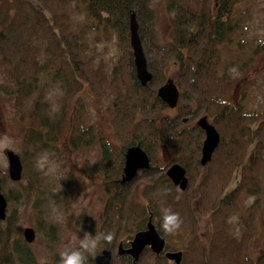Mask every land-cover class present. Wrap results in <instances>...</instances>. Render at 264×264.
<instances>
[{
  "label": "trees",
  "instance_id": "1",
  "mask_svg": "<svg viewBox=\"0 0 264 264\" xmlns=\"http://www.w3.org/2000/svg\"><path fill=\"white\" fill-rule=\"evenodd\" d=\"M70 1L0 0V71L6 80L0 89L13 99L18 119L24 122L26 150L20 152V160L22 178H27L23 186L25 195L43 193L37 173L28 170L25 162V156L34 152L37 143L50 146L65 135L69 144L78 147L98 139L101 164L93 166L92 170L100 174L101 185L108 197L100 224L90 223L85 229L97 234L109 231L114 234L113 240L102 247L114 252L117 242L126 233L129 220L132 221L129 233L144 228L150 215L157 228H162L161 201L180 215V228L191 225L198 230L192 205L198 197L199 208L210 216L207 240L200 238L199 232L193 239L197 243L183 247V257L178 264H264V255L249 256L247 246L255 234L260 200L246 208L239 220L242 235L236 237L228 226V219L237 210L234 190L223 195L224 188L229 185L222 174L224 170L234 167L236 160L243 161L249 144L253 145L255 161L264 150V109L243 112L242 106L231 105L221 96L231 77L220 71V46L238 43L235 35L241 33L243 21L234 18L233 10L239 0H217L216 4L214 0H168L172 10L171 27L169 39L163 43L157 41L154 33L155 13L149 0H79L90 21L85 27L89 24L106 37L112 33L118 35L122 50L117 65L110 72H106L101 64H92L86 54L85 27H70L65 11ZM131 14L137 22L147 69L152 74L144 85L136 77L133 63ZM46 80L65 86L60 112L54 118L49 111H45L47 115L40 114L42 93L37 91L43 88L40 81L45 84ZM167 80L179 91L176 111L171 116L162 115L168 106L157 96V88ZM108 86L115 93L107 111L112 136L118 144L83 123L87 110L80 92L87 88L88 92L101 96ZM36 92L31 107L25 111L22 105ZM203 115L212 119L220 134L219 145L205 165L199 162L203 131L197 125H191ZM247 129L252 133L244 139L241 131ZM159 144H168L177 152L190 150V158L179 163L188 174L201 173L200 179L195 178L194 182L189 177V184L179 198L175 197L174 185L164 172H158L156 177L149 173L151 165L129 183L118 180L127 148L138 145L149 156L150 163L155 164L154 155ZM221 154L228 161L221 162ZM256 169L247 162L240 166L241 176L235 183V191L241 186L246 189V194L259 191ZM0 179L4 186L7 173L1 172ZM148 179L150 182L145 183L139 200L135 201L137 184ZM164 188L169 189L167 195L161 193ZM110 190L114 191L115 197H110ZM3 193L9 202L10 192ZM4 225L0 227V264H33L32 251L23 240L14 214L6 216ZM48 231L49 239L53 240V228ZM161 234L166 236L168 233L163 230ZM164 259L156 257L152 264H166ZM140 260L135 264H147ZM111 264L131 263L115 257Z\"/></svg>",
  "mask_w": 264,
  "mask_h": 264
},
{
  "label": "rangeland",
  "instance_id": "2",
  "mask_svg": "<svg viewBox=\"0 0 264 264\" xmlns=\"http://www.w3.org/2000/svg\"><path fill=\"white\" fill-rule=\"evenodd\" d=\"M149 3L155 13L153 27L156 39L161 43L166 42L169 39L172 17L168 0H149ZM65 11L69 16L71 28H82L85 27L86 23L90 24L79 0H71ZM233 15L235 19L242 20L243 24L241 33L237 32L235 35L238 43L232 45L224 43L220 46V71L228 73L231 77L229 86L226 85L221 96L230 101L231 105L242 106L243 112H259L264 109V49H259L264 48V0H239L234 5ZM89 24V27L83 29L87 47L85 49L86 54L90 57L92 64H101L106 72H110L117 65L122 50L118 35L112 33L106 37L99 29L92 28ZM42 81L40 83L43 86H40L43 88H39L37 91L42 93L40 114L45 115V111H49L54 118L60 112L65 86L60 83H50L48 80L44 81L45 84H43ZM4 82L6 80L0 71V86ZM37 92L25 100L22 105L25 111L31 107ZM80 95L84 99L87 110L83 118L84 125L92 126L94 131L100 132V136L116 143L112 136L110 115L107 111L115 96L112 88L106 87V91L101 96H96L85 88L80 92ZM175 111V108H167L162 112V115L171 116ZM208 120L212 123L211 118ZM194 122L191 125H194ZM250 130L241 131V136L244 139L249 138L252 133ZM23 131L24 122L18 119V112L13 104V99L0 89V173H7L5 150L14 151L19 157L20 152H25ZM63 136L65 135H61L58 141L50 146H42L37 143L34 152H29L31 155L25 156L27 168L37 173L40 180L39 188L43 190V193L38 196H26L23 189L27 183L26 177L18 181L19 183H13L7 179L4 186L1 184L2 193L9 191L11 194V200L7 202L6 216L14 214L16 224L20 226L21 230L25 227H31L35 231L34 241L28 244L34 257L33 264H37L38 257L45 253L49 255L51 264H57V250L69 233L76 229H85L90 223L100 224L104 203L108 197L106 189L101 185L100 174L92 170L93 166L99 167L101 164L98 139L88 145L73 147ZM203 139L204 136L201 139V144ZM252 147V144H249L247 148L245 145L246 151H244V158L242 157L243 161L236 160L235 164L232 163L235 166L224 170L222 174L228 182L226 184H229L224 188L223 195H229L234 190L233 195L236 197L237 210L228 219L229 230L234 236L242 235V226L239 220L246 213V208L256 200H260L261 207L254 224L255 234L247 243L249 256L255 258L260 254L264 255V150L259 154L258 160L255 161L256 157L253 155ZM42 153L49 154V163L45 169L39 170L36 162ZM189 153L190 150L177 152L168 144H159L154 155L157 162L155 164L150 163L149 173H153L156 177L158 172H166L171 161L179 163V161L188 160L191 156ZM219 158L221 162L223 160L228 161L222 154ZM245 162L251 167H257L254 172L259 191L255 194H246L247 191L242 186L238 191L234 189L243 169L241 167L240 170V166H243ZM200 175V172L194 174L190 172L188 184L189 177L194 182L195 178L196 180L200 179ZM234 175L236 176L232 179ZM147 182L149 183L150 180L140 181L137 184L135 201L139 200L141 190ZM179 191L184 192L175 185L173 192L176 198L180 197V195L178 196ZM110 194V197H115L114 191L110 190ZM198 200L197 197L196 201L192 202L195 216L198 219V230L194 229L190 233L188 227H183L177 230L175 234L168 233L166 242L173 249L183 248L186 243H197L193 239L199 232L202 236L200 238L207 240L206 236L208 235L206 233H209L210 216L199 208ZM37 205H39L40 212L36 207ZM4 226V220H0V227ZM50 228H53L54 231L53 240L49 239L50 232L48 230ZM131 228L132 221L129 220L126 233L119 241L126 244L133 237L135 232H128ZM149 257L148 253L144 254L140 262L154 263L155 261L148 260Z\"/></svg>",
  "mask_w": 264,
  "mask_h": 264
},
{
  "label": "water",
  "instance_id": "3",
  "mask_svg": "<svg viewBox=\"0 0 264 264\" xmlns=\"http://www.w3.org/2000/svg\"><path fill=\"white\" fill-rule=\"evenodd\" d=\"M215 0V4H216ZM130 45L133 55V63L135 67L136 77L142 85L148 82L152 74L148 71L146 66V60L143 53L142 45L137 34V22L133 14L130 16ZM157 96L170 108H174L177 104L179 91L174 83L167 80L160 85L157 89ZM204 133V139L201 144V155L199 162L201 165H205L212 158V152L218 146L220 142L219 132L216 130L213 124L208 122L206 116H201L195 122ZM5 156L7 160V174L11 181H18L22 176V163L19 155L12 150H5ZM148 165V158L141 147L133 145L127 148L125 152V161L123 167V180H130L136 173L137 169L144 168ZM167 176L170 178L174 185H177L181 190L187 187L188 179L186 176V170L178 163H174L166 170ZM7 201L4 194L1 191L0 180V220H4L6 217ZM35 231L31 227H25L22 229V237L28 244L32 243L35 239ZM148 246L150 250L158 254L164 248V239L157 232L154 224L151 221V216L148 217L146 228L134 233L130 245L128 248L122 250V246L119 243L117 246L118 254L126 253L132 256L133 264L138 260L140 253ZM165 256L173 260L176 264L180 263L182 253L181 251L165 252ZM111 251L103 248L101 252L96 256L94 264H110Z\"/></svg>",
  "mask_w": 264,
  "mask_h": 264
},
{
  "label": "clouds",
  "instance_id": "4",
  "mask_svg": "<svg viewBox=\"0 0 264 264\" xmlns=\"http://www.w3.org/2000/svg\"><path fill=\"white\" fill-rule=\"evenodd\" d=\"M49 163V154L42 153L36 162L39 170L45 169ZM169 189L161 190L162 195H167ZM159 215L162 229L169 233H175L180 229L182 220L180 215L171 208L166 207L164 202H160ZM112 232H101L99 234L80 228L69 233L64 242L58 248L57 264H90L101 252L102 246L113 240ZM37 264H51L48 254L38 257Z\"/></svg>",
  "mask_w": 264,
  "mask_h": 264
},
{
  "label": "flooded vegetation",
  "instance_id": "5",
  "mask_svg": "<svg viewBox=\"0 0 264 264\" xmlns=\"http://www.w3.org/2000/svg\"><path fill=\"white\" fill-rule=\"evenodd\" d=\"M202 130V129H201ZM203 131V130H202ZM201 147V146H200ZM159 149V148H158ZM146 154V153H145ZM146 156H147V158H148V166H146V167H144V168H140V169H137V171H136V173H135V175L130 179V180H123V178H124V174H123V167H124V161H125V156H124V160H123V166H122V168H121V173H120V175H119V181L120 182H125V183H129L136 175H138L139 174V172L141 171V170H144V169H148L149 168V166H150V158H149V156L146 154ZM212 159V158H211ZM170 162V161H169ZM168 162V163H169ZM174 163H178V162H176V161H171L168 165L170 166V165H172V164H174ZM178 164H180V163H178ZM185 170H186V176H187V179H188V172H187V169L182 165V164H180ZM169 166H168V168H169ZM167 168V169H168ZM166 169V170H167ZM165 173V175L167 176V174H166V172H164ZM167 178L170 180V178L167 176ZM171 181V180H170ZM172 182V181H171ZM173 184V183H172ZM174 185V184H173ZM175 186V185H174ZM176 187H178L177 185H176ZM179 188V187H178ZM180 189V188H179ZM181 190V189H180ZM182 191H185V190H182ZM179 194H178V196L180 195V196H182V192L181 191H179L178 192ZM196 214V213H195ZM151 216V215H150ZM196 217V216H195ZM196 219H197V217H196ZM151 221H152V223L154 224V226H155V228H156V230H157V232L159 233V235L164 239V249L160 252V253H158V254H155V253H153L151 250H150V248L148 247V246H146L144 249H143V251L140 253V256H139V258H138V260H140L141 258H143V256H144V254L145 253H148V254H150V257H149V259L148 260H150V261H155V259H156V257L157 258H160V259H162V257L163 258H165L164 260H165V263L166 264H171L172 262H173V260H171V259H169V258H167L166 256H165V252H172V251H181V253H182V257H183V248L181 247L180 249H178V250H176V249H173L172 248V246L171 245H169V244H167V236H164V235H162L161 233H162V231H163V229L162 228H157V225H156V223H155V219L151 216ZM197 222H198V219H197ZM186 227H188V232H192L193 231V229L194 228H192L191 226H186ZM146 228V225L144 226V228H142L141 230H143V229H145ZM190 228V229H189ZM132 239V238H131ZM130 239V240H131ZM130 240L125 244V243H123L122 241H119V243L121 244V246H122V250L123 249H126V248H128L129 247V245H130ZM191 241V240H190ZM118 243V244H119ZM118 244H116V247H115V251L113 252V250L112 249H108V248H106V249H108V250H110L111 251V260H110V264H111V262L113 261V259L115 258V257H117V258H125L126 260H128V262H130L131 264H133V258H132V256L131 255H129V254H126V253H121V254H118V252H117V246H118ZM189 244H191V243H186L185 244V246H188ZM104 247H102V249H103ZM137 260V261H138ZM181 260H182V258H181ZM136 261V262H137ZM174 263V262H173ZM175 264V263H174Z\"/></svg>",
  "mask_w": 264,
  "mask_h": 264
}]
</instances>
